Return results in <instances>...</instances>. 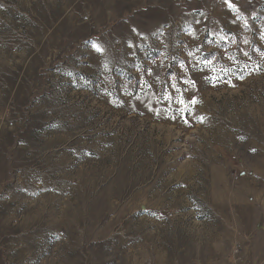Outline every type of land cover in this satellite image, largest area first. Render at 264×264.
<instances>
[{"label": "rangeland", "instance_id": "rangeland-1", "mask_svg": "<svg viewBox=\"0 0 264 264\" xmlns=\"http://www.w3.org/2000/svg\"><path fill=\"white\" fill-rule=\"evenodd\" d=\"M0 264H264V0H0Z\"/></svg>", "mask_w": 264, "mask_h": 264}, {"label": "snow or ice", "instance_id": "snow-or-ice-1", "mask_svg": "<svg viewBox=\"0 0 264 264\" xmlns=\"http://www.w3.org/2000/svg\"><path fill=\"white\" fill-rule=\"evenodd\" d=\"M226 2H228V0H226ZM99 51V49H97Z\"/></svg>", "mask_w": 264, "mask_h": 264}]
</instances>
